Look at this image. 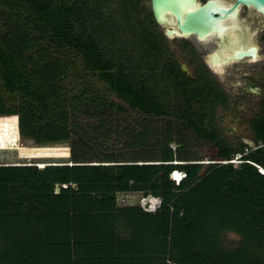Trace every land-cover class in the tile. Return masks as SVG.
<instances>
[{
	"label": "trees",
	"instance_id": "16d2710c",
	"mask_svg": "<svg viewBox=\"0 0 264 264\" xmlns=\"http://www.w3.org/2000/svg\"><path fill=\"white\" fill-rule=\"evenodd\" d=\"M137 2L0 0V118L37 146L72 142L70 165H0V264H264V157L229 146L214 120L168 117L155 53L132 35ZM110 111L163 124L130 138L142 150L129 158L82 151L71 116ZM118 193L161 203L121 207ZM225 233L239 244L225 248Z\"/></svg>",
	"mask_w": 264,
	"mask_h": 264
},
{
	"label": "flooded vegetation",
	"instance_id": "af4514ba",
	"mask_svg": "<svg viewBox=\"0 0 264 264\" xmlns=\"http://www.w3.org/2000/svg\"><path fill=\"white\" fill-rule=\"evenodd\" d=\"M204 5L202 24H190L188 17ZM132 11V35L149 44L158 61L155 70L164 76L161 87L170 119L186 114L211 119L220 135L227 134L220 123L226 119L234 124L245 120L240 133L264 131L263 13L236 0H193L181 7H161L157 17L152 0H138ZM207 15L216 23L207 21ZM181 74L195 89L190 99L182 90Z\"/></svg>",
	"mask_w": 264,
	"mask_h": 264
},
{
	"label": "rangeland",
	"instance_id": "374dc122",
	"mask_svg": "<svg viewBox=\"0 0 264 264\" xmlns=\"http://www.w3.org/2000/svg\"><path fill=\"white\" fill-rule=\"evenodd\" d=\"M74 83L76 82L74 81ZM80 84L77 83L76 86L79 87ZM99 116L100 117H95L90 112L88 114H73L71 116L70 124L74 131H79L81 134L87 132V134H85V141H87L88 144L87 146H83L82 151L88 153L96 151L102 157H131L134 151L142 150V148H134L131 143L132 139L130 138H133L135 137V134L142 132L144 128L148 127V124L155 123L158 126L163 124V121L152 119L145 120L146 117H142V115L138 116L137 114H118L117 112L114 113L113 111H110L102 113V115L99 114ZM99 118L102 119L100 120ZM14 122L18 124L16 116L0 118V138H3V140L5 139V146H9V149H0V165L36 164L39 167V165L45 166L48 164H71L70 153L72 142L54 145L50 144V146L44 145L48 147L58 146L57 149L63 150L60 155L64 156L55 158L44 156L45 154L43 153H37L34 155L32 153L30 154V151H25V153L21 149H15V147L10 145L11 143L7 144V137H9L8 135L11 133L9 130L13 128L12 124ZM220 123L222 127L226 128L227 132V134H221V137L229 146H237L239 143H244L249 146L245 149L246 154L257 159L264 157V143L258 140V133H246L245 130L243 133H240L242 130L240 127L246 124L245 120H243L241 124H236L237 122L234 124L231 119L223 120ZM6 129H8V131H5ZM193 139L194 138L191 136V141L188 143V146H190L192 152H196L198 158L202 160L203 164H208L212 152L211 148L209 145L201 147L196 141L194 142ZM19 141L21 147L36 148L37 146L32 140L22 139L20 136ZM148 142L149 144L152 143V139L148 140ZM1 145L3 146V144ZM171 147L175 148L176 145L171 144ZM117 199L118 205L121 207L140 206L143 210L149 212H154L161 203L160 199L150 196L145 197L142 193H118ZM239 240L240 237L235 233H225L221 238L223 246L228 249L236 247L240 242Z\"/></svg>",
	"mask_w": 264,
	"mask_h": 264
},
{
	"label": "water",
	"instance_id": "95a60500",
	"mask_svg": "<svg viewBox=\"0 0 264 264\" xmlns=\"http://www.w3.org/2000/svg\"><path fill=\"white\" fill-rule=\"evenodd\" d=\"M191 4L193 3V0H152V4H153V9L155 12V15L157 17V10H159V8L161 7H171V8H175V7H181V5L184 4ZM239 3H243L247 6L251 5L253 7H255L259 12L264 14V0H236V4ZM206 8V5H204L203 7H201L198 12L196 14L191 15L190 17H188V21L189 23H199L202 24V21L204 20V16H202V14H204V9ZM207 19V21H209L212 24L216 23V19L214 17H211V15H207V17L205 18ZM158 21L161 22V20L158 17ZM193 31H196L195 29H192ZM199 32V30H197ZM200 35V34H199ZM202 37V35H200ZM260 169V172L262 173L263 170ZM63 188H65V186H62ZM60 191V187L56 186L55 192L58 193Z\"/></svg>",
	"mask_w": 264,
	"mask_h": 264
},
{
	"label": "bare ground",
	"instance_id": "6f19581e",
	"mask_svg": "<svg viewBox=\"0 0 264 264\" xmlns=\"http://www.w3.org/2000/svg\"><path fill=\"white\" fill-rule=\"evenodd\" d=\"M13 128H11L9 131L11 132L7 137V144L11 143L10 145H12L13 147H15V149H21L23 152H27L30 151L29 153L31 154H45L44 156H48V157H60V156H64V155H60L61 151L63 152L62 149H57L58 146L56 147H48V146H36V148H26V147H21L20 141H19V130H18V124L16 122H14L12 124ZM5 131H8V129H6ZM3 134V133H2ZM1 134V135H2ZM3 136V135H2ZM5 137V136H4ZM9 139V140H8ZM23 139V138H22ZM5 140V139H4ZM3 140V138H0V149H9V146H5L4 143L5 141ZM22 141V140H21ZM19 142V143H18ZM3 144V146L1 145ZM17 146V147H16ZM50 146V145H49ZM11 147V146H10ZM25 152V153H26ZM65 154V153H64ZM35 157V156H34ZM66 157V156H65ZM173 176L176 177V179L181 180L182 176H184L183 173L181 172H176L175 174H172ZM182 175V176H181Z\"/></svg>",
	"mask_w": 264,
	"mask_h": 264
},
{
	"label": "built area",
	"instance_id": "2783aa9c",
	"mask_svg": "<svg viewBox=\"0 0 264 264\" xmlns=\"http://www.w3.org/2000/svg\"><path fill=\"white\" fill-rule=\"evenodd\" d=\"M239 158H240V156H236L235 158L231 159V160L228 161V162H226V161H217V162H218V163H223V164H230V163H231V164H236V163L240 162V161H239ZM175 171H176V170L172 171L171 174H174ZM184 178H185V175H184V177H182V179H184ZM171 179H172L173 181H175L176 184H179V183L182 181V179H181V180L176 179L175 176H171Z\"/></svg>",
	"mask_w": 264,
	"mask_h": 264
},
{
	"label": "clouds",
	"instance_id": "9594fccd",
	"mask_svg": "<svg viewBox=\"0 0 264 264\" xmlns=\"http://www.w3.org/2000/svg\"><path fill=\"white\" fill-rule=\"evenodd\" d=\"M171 176H173L172 174H170Z\"/></svg>",
	"mask_w": 264,
	"mask_h": 264
},
{
	"label": "crops",
	"instance_id": "0c3cea01",
	"mask_svg": "<svg viewBox=\"0 0 264 264\" xmlns=\"http://www.w3.org/2000/svg\"><path fill=\"white\" fill-rule=\"evenodd\" d=\"M151 197V196H150Z\"/></svg>",
	"mask_w": 264,
	"mask_h": 264
}]
</instances>
